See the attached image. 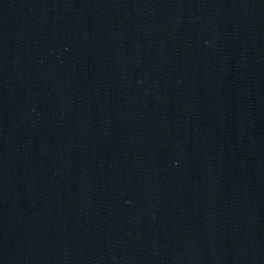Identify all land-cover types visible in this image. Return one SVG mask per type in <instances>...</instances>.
I'll use <instances>...</instances> for the list:
<instances>
[{
	"label": "water",
	"instance_id": "water-1",
	"mask_svg": "<svg viewBox=\"0 0 264 264\" xmlns=\"http://www.w3.org/2000/svg\"><path fill=\"white\" fill-rule=\"evenodd\" d=\"M0 264H264V0H0Z\"/></svg>",
	"mask_w": 264,
	"mask_h": 264
}]
</instances>
